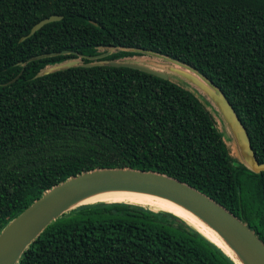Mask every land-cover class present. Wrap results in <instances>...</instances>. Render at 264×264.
<instances>
[{
    "label": "trees",
    "instance_id": "obj_1",
    "mask_svg": "<svg viewBox=\"0 0 264 264\" xmlns=\"http://www.w3.org/2000/svg\"><path fill=\"white\" fill-rule=\"evenodd\" d=\"M51 15L61 18L20 41ZM107 51L99 65L82 66ZM138 51L188 66L217 88L264 163V0H0V232L70 177L129 168L204 194L264 246V172L229 153L214 106L177 76L102 64ZM38 55L47 56L29 61ZM72 60L79 65L53 69ZM173 215L135 203L79 205L16 264H233Z\"/></svg>",
    "mask_w": 264,
    "mask_h": 264
},
{
    "label": "water",
    "instance_id": "obj_2",
    "mask_svg": "<svg viewBox=\"0 0 264 264\" xmlns=\"http://www.w3.org/2000/svg\"><path fill=\"white\" fill-rule=\"evenodd\" d=\"M60 18V16L51 15L39 20L31 26L25 36L20 38V41L32 36L45 24L58 21ZM138 52L160 59L164 64L159 67V70L154 65L148 66L141 64V62L128 60L107 61L102 64L108 67L138 70L161 79H167L168 73L177 76L179 80L184 82L183 86L185 88H187V85L191 86V88L193 87L211 102L233 139L241 161L253 173L264 172V163L259 164L255 160L243 127L217 88L188 66L151 52ZM54 54L51 53L49 55ZM108 54L109 52L107 51L86 57L93 62L82 66L99 65L100 63L97 60L105 58ZM45 56L47 55L34 56L29 58V61ZM78 65L77 60H72L53 69H64ZM17 77L18 75L14 76L5 82L3 86L13 83ZM104 191L139 192L167 199L202 220L223 239L232 250L234 256L225 252L200 233L233 264H264L263 244L247 226L223 207L214 203L204 194L173 178L155 172L129 168H103L83 172L45 191L40 198L33 201L1 230L0 264H16L24 249L52 220L76 206L91 204L79 203V201Z\"/></svg>",
    "mask_w": 264,
    "mask_h": 264
},
{
    "label": "bare ground",
    "instance_id": "obj_3",
    "mask_svg": "<svg viewBox=\"0 0 264 264\" xmlns=\"http://www.w3.org/2000/svg\"><path fill=\"white\" fill-rule=\"evenodd\" d=\"M231 155H233L232 149H231ZM98 201L135 203V204L147 206L153 210H162V211L171 212L174 215L182 218L186 223L194 227L199 233H201L203 236L207 237L213 243L218 245L225 252L234 256L228 244L223 239H221L207 224H205L202 220L194 216L192 213H190L183 207L167 199L157 197L154 195H150V194L139 193V192L104 191V192H99V193L90 195L82 199L81 201H79V203H92V202H98Z\"/></svg>",
    "mask_w": 264,
    "mask_h": 264
},
{
    "label": "rangeland",
    "instance_id": "obj_4",
    "mask_svg": "<svg viewBox=\"0 0 264 264\" xmlns=\"http://www.w3.org/2000/svg\"><path fill=\"white\" fill-rule=\"evenodd\" d=\"M125 60L133 61V62L150 61V62H153V63H156V64L163 63V61H161L160 59H157V58H154V57H151V56H147V55L133 56V57H130V58H126ZM157 69L159 70L160 68L157 67ZM173 80L175 82H177L178 84L184 85L183 84L184 82L182 80H179L177 77H173ZM187 88H191V86L187 85ZM211 114H212V116H213V118H214V120L216 122L217 128L221 132H223L225 134V136H227V140L225 141V145H226L229 153H230V148H231L233 150L234 157H237L238 154H237V151H236V148H235V144H234L233 139L231 138V136H230V134H229V132H228V130H227L222 118H221V116L219 115V113L217 111L216 112H211Z\"/></svg>",
    "mask_w": 264,
    "mask_h": 264
}]
</instances>
